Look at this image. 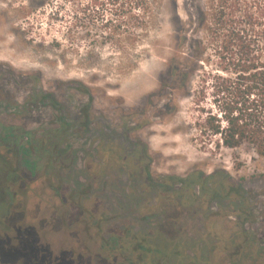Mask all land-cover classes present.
<instances>
[{"label": "rangeland", "instance_id": "rangeland-1", "mask_svg": "<svg viewBox=\"0 0 264 264\" xmlns=\"http://www.w3.org/2000/svg\"><path fill=\"white\" fill-rule=\"evenodd\" d=\"M182 3L176 13L172 0L153 1L146 13L128 0H0V74L7 89L21 99L37 82L68 106L83 107L91 97L95 116L148 146L141 168L163 185L158 231L145 234L141 224L128 234L133 223L113 203H126L128 195L118 162L112 199L96 193L75 205L66 196L68 183L57 194L52 185L58 183L35 178L26 197L33 218L25 215L18 228L0 225V264H168V258L136 252L144 236L178 251L171 264H264V159L249 147H218L219 138L210 141L204 130L212 106L201 78L217 73L219 61L210 50L191 73V49L177 40L181 21H188ZM200 37L206 40L204 31ZM175 61L190 75L165 83ZM196 173L217 174L221 182L228 173L245 187L254 216L245 229L253 233V248H242L240 203L211 202L200 186L178 192L177 181ZM223 190L231 191L227 185Z\"/></svg>", "mask_w": 264, "mask_h": 264}, {"label": "flooded vegetation", "instance_id": "flooded-vegetation-1", "mask_svg": "<svg viewBox=\"0 0 264 264\" xmlns=\"http://www.w3.org/2000/svg\"><path fill=\"white\" fill-rule=\"evenodd\" d=\"M1 75L0 225H17L25 215L33 218L34 207L26 197L32 182L40 176L58 183L52 185L57 194L68 183L70 192L66 196L75 205L81 198L96 193L112 199L116 194L113 186L117 180L114 175L119 174L115 168L118 162L120 181L128 195L126 203H113L123 218L133 223L127 228L128 234L134 225L141 224L145 234L158 231L161 216L157 209L163 186L161 179L153 178L146 167L141 168L150 155L145 143L133 141L130 131L119 132L102 116H95L91 97L83 107L68 106L67 101L36 82L32 85L35 90L20 99L17 90L7 89L1 82ZM66 172L69 178L65 177ZM83 174L84 183L79 181ZM18 211L23 216H18Z\"/></svg>", "mask_w": 264, "mask_h": 264}, {"label": "trees", "instance_id": "trees-1", "mask_svg": "<svg viewBox=\"0 0 264 264\" xmlns=\"http://www.w3.org/2000/svg\"><path fill=\"white\" fill-rule=\"evenodd\" d=\"M128 1H135L136 7L147 13L152 10V2L158 0ZM178 2L172 0L176 13ZM182 9L188 21H181L177 40L180 46L191 49V73L201 68L200 62L210 50L219 61L217 73L204 72L201 78L202 90L209 95L212 106L203 126L210 141L219 138L215 144L231 150L249 147L264 159V0H183ZM143 24L147 26L146 22ZM201 31L205 32L206 40L200 37ZM179 64L175 61L169 65L165 83L172 78L178 77L182 82L188 78L190 72H183ZM200 176L196 173L188 180L177 181L178 192L195 191L200 186L202 193L211 196V202L240 203L244 217L242 248L243 251L253 248L256 244L253 233L245 229L254 219L250 212L251 198L245 187L228 173L222 182L216 180L217 174ZM226 185L231 191L223 190ZM236 189L241 192L230 200L232 190ZM143 238L144 244L136 245L139 254L144 253L157 261L168 258V264L176 255L179 257L175 248L154 246L146 236ZM114 243L115 247L117 241Z\"/></svg>", "mask_w": 264, "mask_h": 264}]
</instances>
